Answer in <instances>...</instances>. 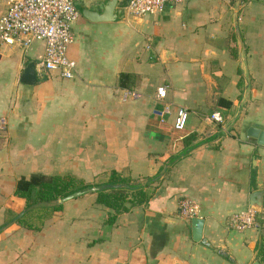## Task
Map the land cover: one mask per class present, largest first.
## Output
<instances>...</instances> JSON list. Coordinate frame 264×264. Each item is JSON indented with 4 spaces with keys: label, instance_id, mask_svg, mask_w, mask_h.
I'll return each instance as SVG.
<instances>
[{
    "label": "crops",
    "instance_id": "crops-1",
    "mask_svg": "<svg viewBox=\"0 0 264 264\" xmlns=\"http://www.w3.org/2000/svg\"><path fill=\"white\" fill-rule=\"evenodd\" d=\"M110 1L107 17L94 19ZM75 2L74 76L41 66L42 39L0 43V264L259 260L264 146L246 130L264 129V0H183L142 16L127 0ZM31 62L37 80L28 83ZM113 170L148 195L113 220L96 190L29 206L14 192L33 172L101 186ZM257 190L261 210L250 202ZM182 198L203 218L198 239ZM249 207L255 223L235 228L231 216Z\"/></svg>",
    "mask_w": 264,
    "mask_h": 264
},
{
    "label": "built area",
    "instance_id": "built-area-1",
    "mask_svg": "<svg viewBox=\"0 0 264 264\" xmlns=\"http://www.w3.org/2000/svg\"><path fill=\"white\" fill-rule=\"evenodd\" d=\"M76 0H7L0 15V43L20 45L27 48L33 39L44 41V52L40 64L46 70H56L63 77L70 78L76 72V61L67 53L73 40L72 24L79 16ZM183 0H127L125 8L131 14L142 16L161 10L166 4ZM164 95V87L158 96ZM210 119L222 121L218 111L210 113ZM187 119V110L179 107L174 127L182 129ZM181 211L196 216L198 206L186 198L179 202ZM256 210L247 208L234 213L230 221L235 228L243 229L255 223Z\"/></svg>",
    "mask_w": 264,
    "mask_h": 264
},
{
    "label": "trees",
    "instance_id": "trees-1",
    "mask_svg": "<svg viewBox=\"0 0 264 264\" xmlns=\"http://www.w3.org/2000/svg\"><path fill=\"white\" fill-rule=\"evenodd\" d=\"M109 182L120 183L121 185L103 187L95 191V202L112 209L109 220H113L116 213L128 211L133 205L145 201L148 196L140 184L130 182L129 179L121 176L116 170L112 171ZM92 185L83 178L70 173L44 174L33 172L28 176H21L16 181L14 192L16 195L23 197L26 205L29 206L38 202L55 201L75 190ZM61 204L62 202L56 203L54 207L58 208ZM261 213V222L263 221L261 225L264 226V207ZM256 249L259 261L264 264L263 233H261Z\"/></svg>",
    "mask_w": 264,
    "mask_h": 264
},
{
    "label": "water",
    "instance_id": "water-1",
    "mask_svg": "<svg viewBox=\"0 0 264 264\" xmlns=\"http://www.w3.org/2000/svg\"><path fill=\"white\" fill-rule=\"evenodd\" d=\"M111 6H112L111 1L108 2V4H104V12H101V13L94 12V14H92V17L94 19H104L105 17H107V14L109 13ZM22 79L28 83L35 82L37 80V75H36L34 63L31 62L27 65V67L25 68ZM246 132L249 136L254 137L258 144L264 146V129L259 128V127L254 126V125H251V126H248ZM116 185L117 184L105 183V184H102L101 186H90V187H86L83 189H78V190H75V191L61 197L60 201H65L67 199L77 197V196H79L85 192L95 191V190H98V189L103 188V187H110V186H116ZM262 194H263L262 190H257V191H253L251 193V196H250L251 204L252 205L256 204L255 206L258 210L262 209V205H263L262 204ZM191 220L194 224V228H193L194 237L196 239H198L200 237L201 228L203 226V218L198 217V216H193ZM251 264H261V263L259 260H254Z\"/></svg>",
    "mask_w": 264,
    "mask_h": 264
},
{
    "label": "rangeland",
    "instance_id": "rangeland-1",
    "mask_svg": "<svg viewBox=\"0 0 264 264\" xmlns=\"http://www.w3.org/2000/svg\"><path fill=\"white\" fill-rule=\"evenodd\" d=\"M263 207H264V206H263ZM261 211H262V210H261ZM258 214H259V215H258L259 217H258V216H257V217L259 218V223L261 224V223L263 222V221L261 222V220H262L261 218H262V217H260V216H262V215H261L262 213L259 211ZM258 218H257L256 220H258ZM261 226H262V227H261V229H260V232L264 234V226H263V225H261Z\"/></svg>",
    "mask_w": 264,
    "mask_h": 264
}]
</instances>
